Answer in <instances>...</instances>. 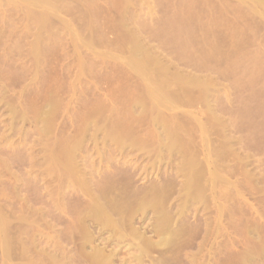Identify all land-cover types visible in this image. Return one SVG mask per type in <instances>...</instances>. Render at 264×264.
I'll return each instance as SVG.
<instances>
[{"label": "rangeland", "instance_id": "rangeland-1", "mask_svg": "<svg viewBox=\"0 0 264 264\" xmlns=\"http://www.w3.org/2000/svg\"><path fill=\"white\" fill-rule=\"evenodd\" d=\"M105 259L264 264V0H0V264Z\"/></svg>", "mask_w": 264, "mask_h": 264}, {"label": "bare ground", "instance_id": "bare-ground-1", "mask_svg": "<svg viewBox=\"0 0 264 264\" xmlns=\"http://www.w3.org/2000/svg\"><path fill=\"white\" fill-rule=\"evenodd\" d=\"M133 230H134V229H133ZM125 232H126V231H125ZM132 232H133V231H132ZM134 232H135V231H134ZM128 233H129V232H128ZM137 233H138V232H137ZM134 234H135V233H134ZM127 235H128V234H127ZM130 235H131V234H130ZM139 235L141 236V233H140ZM139 235H138V236H139ZM142 236H143V235H142ZM143 237L145 238V236H143ZM117 238H118V237H117ZM137 238H138V237H137ZM121 239H122V235H121ZM121 239H120V240H121ZM128 239H129V238H128ZM134 239L136 240V238H134ZM137 240H138V239H137ZM139 241H140V240H139ZM122 242H123V241H122ZM129 242H130V241H129ZM136 242H138V241H136ZM142 242H143V241H142ZM130 243H131V242H130ZM140 243H141V242H140ZM132 244H133V243H131V245H132ZM136 244H137V243H136ZM117 245H118V244H117ZM131 245H130V246H131ZM133 247H134V246H133ZM135 247H136V246H135ZM137 247H139V246H137ZM140 247H141V246H140ZM95 248H96V247H95ZM93 249H94V248H93ZM97 249H98V248H97ZM99 249H100V248H99ZM101 249H102V248H101ZM101 251H102V250H101ZM101 251H99L100 254H101ZM99 252H97V251L95 250V253H99ZM112 252H113V250L111 251V253H112ZM115 252H116V251H114V253H115ZM109 253H110V252H109ZM97 255H99V254H97ZM97 255L95 254V256H97ZM102 256H103V254H102ZM102 256L100 257V259H102ZM104 256H105V254H104ZM110 256H111V255H110ZM114 256H115V255H114ZM92 257H93V256H92ZM106 257H108V256H107V253H106ZM112 257H113V254H112ZM96 258H97V257H96ZM98 258H99V257H98ZM104 258H105V257H104ZM104 258H103V259H104ZM107 259H108V258H107ZM109 259H111V257H110ZM98 260H99V259H98ZM86 261H87V260H86ZM92 261H93V260H92ZM92 261H91V263H92ZM102 261H103V260H100V262H102ZM111 261H112V260H111ZM104 262L106 263V262H108V260L105 259L102 263H104ZM109 262H110V260H109ZM109 262H108V263H109ZM112 262H113V261H112ZM102 263H101V264H102ZM105 263H104V264H105ZM89 264H90V263H89ZM110 264H111V262H110ZM112 264H114V263H112Z\"/></svg>", "mask_w": 264, "mask_h": 264}]
</instances>
